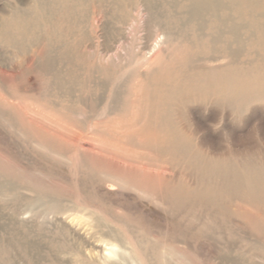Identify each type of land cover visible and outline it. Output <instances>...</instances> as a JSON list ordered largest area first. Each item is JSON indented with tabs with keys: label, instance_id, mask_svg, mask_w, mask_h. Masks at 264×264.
<instances>
[{
	"label": "rangeland",
	"instance_id": "obj_1",
	"mask_svg": "<svg viewBox=\"0 0 264 264\" xmlns=\"http://www.w3.org/2000/svg\"><path fill=\"white\" fill-rule=\"evenodd\" d=\"M155 7L169 17L162 0ZM147 8L0 0V24L10 17L20 44L0 39V264H264V215L230 194L225 175H203L249 155L262 165L264 99L243 113L191 101L173 115L176 132L133 112L124 82L136 56L156 42L150 58L160 48L162 60L170 55L166 28ZM170 135L180 137L176 159L160 152ZM205 187L223 196L186 194Z\"/></svg>",
	"mask_w": 264,
	"mask_h": 264
},
{
	"label": "bare ground",
	"instance_id": "obj_2",
	"mask_svg": "<svg viewBox=\"0 0 264 264\" xmlns=\"http://www.w3.org/2000/svg\"><path fill=\"white\" fill-rule=\"evenodd\" d=\"M146 1L149 6L147 9L154 13L149 19L158 21L159 27L166 28V40L162 45L166 44L170 55L166 60H162L164 50L160 48L156 57L154 56L155 59L151 60L154 58H150L152 51L160 47V43L156 42L154 45L146 43L141 53L136 56V66H131L130 74L124 82L125 86H128V97L132 100L133 112L139 116L156 114L157 122L154 126L157 129L164 128L169 132H176L179 127L175 125L173 115L175 113L182 115L180 106L185 107L191 101L211 102L222 113H243L256 100L264 99V0H162L168 8L169 17L156 13L157 0ZM117 4L120 7L119 2ZM170 7L174 9L179 7V12L176 15L170 14ZM2 19L0 39L8 40L15 47H20L11 35L13 33L10 34V29L7 30L10 17ZM27 31L30 32L29 29ZM107 42L108 40L105 44ZM249 46L251 50L247 51ZM240 56H247V61H239ZM103 75L111 78L112 70L105 68ZM114 93V101L118 102L120 93L118 90ZM174 105L179 108L171 109ZM165 140L166 147L160 152L170 154L176 159L175 151L181 152L178 149L180 137L170 135ZM192 151L186 149L185 152L183 149L182 155H190ZM197 157L198 153L195 152L187 158L194 161ZM248 158L244 165L211 164L210 168L203 170V175L210 172L212 175H225L230 182L225 188L231 189L230 194L237 199L243 197L249 205L264 215V162L261 165L255 162L253 156L249 155ZM215 170L222 172H213ZM202 180L201 177L197 181ZM203 183L205 182L200 184ZM203 189L200 195L185 188L186 194L196 200L202 199L204 194L215 196L216 193H220L223 196L221 192H217L218 190L214 191L208 187ZM225 194L229 196L227 192ZM262 220L256 222V225L264 234Z\"/></svg>",
	"mask_w": 264,
	"mask_h": 264
}]
</instances>
